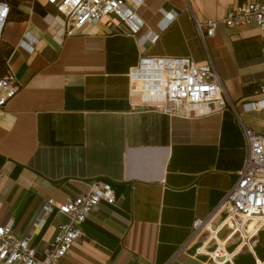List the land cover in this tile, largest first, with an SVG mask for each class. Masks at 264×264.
Masks as SVG:
<instances>
[{"label": "crops", "instance_id": "1", "mask_svg": "<svg viewBox=\"0 0 264 264\" xmlns=\"http://www.w3.org/2000/svg\"><path fill=\"white\" fill-rule=\"evenodd\" d=\"M5 1L0 74L10 71L20 90L0 107V222L41 253L68 222L48 200L73 199L97 180L116 201L92 209L61 264H210L195 253L204 231L178 251L243 166L239 120L264 136V107H253L264 99V58L255 25L220 23L202 40L196 21L204 33L208 20L260 0H142L134 34L113 16L67 34L47 0ZM145 55L211 60L227 105L186 116L142 107L128 74ZM238 243L227 244L232 264H264V229Z\"/></svg>", "mask_w": 264, "mask_h": 264}, {"label": "built area", "instance_id": "2", "mask_svg": "<svg viewBox=\"0 0 264 264\" xmlns=\"http://www.w3.org/2000/svg\"><path fill=\"white\" fill-rule=\"evenodd\" d=\"M47 2L63 16L67 34H73L85 23L112 16L119 19L131 34L136 33L141 26L136 8L141 5L142 0ZM0 6H6L8 9L6 14L0 17L1 39L3 27L10 14V4L0 0ZM220 23L227 27L255 25L260 31L261 52L264 58V0L229 9L220 20H208L204 33L202 24L196 21V28L202 40L205 35L212 36ZM128 79L129 93L138 96L140 105L144 108L186 116L195 112L194 106L198 104H204L206 110L211 109L213 102L222 107L227 105L220 76L211 60L198 63L189 56L145 55L130 69ZM19 90L20 86L10 71L0 74V107H4L13 99ZM256 93L264 94V82ZM253 107L263 108L264 99L254 102ZM239 124L246 145L243 166L220 203L205 219L194 221L188 241L178 251H183L204 231L205 238L195 248V253L205 256L210 264H232L234 251H229L228 242L237 235L238 244L250 246L252 236L264 229V136L240 120ZM2 177L0 171V183ZM115 201L112 186L97 180L92 181L84 193L73 199L58 204L48 200L47 206L55 205L60 213L67 216L68 222L58 226V233L41 253L31 245L30 236L17 238L12 233L10 223L0 222V264H61V259L74 241L84 235L82 224L92 209L101 202L112 205ZM217 213L220 214V219L214 226L211 219ZM210 244H213L212 249H208Z\"/></svg>", "mask_w": 264, "mask_h": 264}, {"label": "clouds", "instance_id": "3", "mask_svg": "<svg viewBox=\"0 0 264 264\" xmlns=\"http://www.w3.org/2000/svg\"><path fill=\"white\" fill-rule=\"evenodd\" d=\"M0 7H2V10H0V17H2L3 15L6 14V12L8 11V9H7L6 6H0ZM173 15L174 14H169V18L171 19Z\"/></svg>", "mask_w": 264, "mask_h": 264}]
</instances>
